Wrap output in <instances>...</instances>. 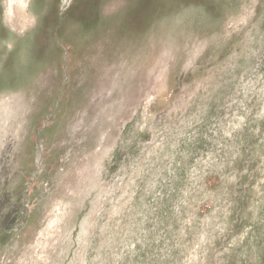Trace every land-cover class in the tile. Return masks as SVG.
<instances>
[{
  "label": "rangeland",
  "instance_id": "rangeland-1",
  "mask_svg": "<svg viewBox=\"0 0 264 264\" xmlns=\"http://www.w3.org/2000/svg\"><path fill=\"white\" fill-rule=\"evenodd\" d=\"M0 264H264V0H0Z\"/></svg>",
  "mask_w": 264,
  "mask_h": 264
},
{
  "label": "bare ground",
  "instance_id": "bare-ground-1",
  "mask_svg": "<svg viewBox=\"0 0 264 264\" xmlns=\"http://www.w3.org/2000/svg\"><path fill=\"white\" fill-rule=\"evenodd\" d=\"M22 2V0H20ZM21 20V19H20ZM23 20V19H22Z\"/></svg>",
  "mask_w": 264,
  "mask_h": 264
}]
</instances>
